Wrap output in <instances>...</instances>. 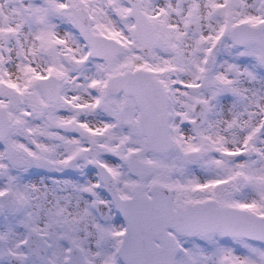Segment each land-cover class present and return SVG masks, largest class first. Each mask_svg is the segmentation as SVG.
Here are the masks:
<instances>
[{
	"label": "snow or ice",
	"instance_id": "6c2138e0",
	"mask_svg": "<svg viewBox=\"0 0 264 264\" xmlns=\"http://www.w3.org/2000/svg\"><path fill=\"white\" fill-rule=\"evenodd\" d=\"M0 264H264V0H0Z\"/></svg>",
	"mask_w": 264,
	"mask_h": 264
}]
</instances>
